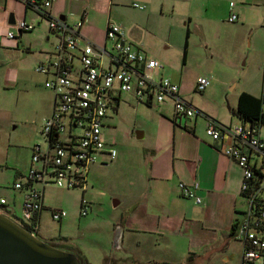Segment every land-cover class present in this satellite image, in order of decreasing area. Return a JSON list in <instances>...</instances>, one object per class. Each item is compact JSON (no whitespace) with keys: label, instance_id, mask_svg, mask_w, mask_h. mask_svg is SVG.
<instances>
[{"label":"crops","instance_id":"obj_1","mask_svg":"<svg viewBox=\"0 0 264 264\" xmlns=\"http://www.w3.org/2000/svg\"><path fill=\"white\" fill-rule=\"evenodd\" d=\"M141 1L142 4L136 1L132 4L139 3L138 6L135 5L139 9H145L148 4V16L152 12H157L161 15H169L171 20H176L180 16L190 21L191 14H195L197 31L202 35L210 51L236 47L241 38L246 40L247 35L249 36V52H260L259 44L261 40L264 41V0H224L222 3L220 0ZM230 1H234L233 11L238 15L236 22L227 20ZM72 2L75 3V0H53L48 11L52 17H59L68 24L80 20L78 30L81 41L89 40L103 46L107 51L111 50L112 42L105 37L104 31L107 21L112 20L120 25L126 39L142 49L141 40L134 35L133 38L128 37L123 26L111 17L113 0H76L78 4L74 5L76 6L74 11V6L68 8ZM192 10L195 12L193 13ZM69 12L74 13L76 18L69 20L67 16ZM17 19L29 21L33 23V27L19 31L14 39L7 40L4 37V31L11 28ZM41 21H45V24L41 25ZM225 25L229 27V30L223 27ZM188 33L187 28L186 38ZM55 41L56 35L49 31L45 17L20 0H0V111L1 47L12 50L8 54L16 57L19 62H24L28 58L33 70L36 63L47 61L49 55L53 57ZM186 46L187 41H185L183 62L187 54ZM244 47L246 43H244L243 50ZM143 51L148 57H154L148 51ZM262 60L261 92L258 93L252 83L243 88L239 87L235 97L233 98V94L231 96L232 104L227 106L228 111L218 104H211L209 111L207 108H201L204 115L198 114L192 118L175 117L170 98L160 103L154 100L145 102L137 99L132 92L118 93L116 106L112 108L114 112L117 113L121 100H129L133 102L131 105L137 106L144 104L151 106L156 103L161 115L158 117L157 125L149 126L150 131L156 130L155 134H152L144 143L143 150L140 152V161L145 171L143 175L139 174V178L130 181L131 186L127 188L130 192L126 195L125 211L123 214L114 215L107 221L110 233L103 251L99 253V264H241L243 238L233 229L234 224L242 217L245 208V199L240 193L241 168L233 158L220 150L219 142L207 135L206 115L221 123H238L239 120L234 110L240 92L245 91L255 96H264V57ZM158 61L161 65L156 69L155 76H167L176 82L179 85V93L186 99L183 95V82L179 72L166 67L162 61ZM17 64L3 70L4 83L16 82L19 73L22 75L23 65ZM101 64L105 67L111 65L108 54L104 53L101 56ZM34 72L44 80L45 75ZM209 76L212 78V74ZM235 87H237L236 81L228 85L231 91ZM51 106L52 92L49 105L42 107L43 112L38 119L39 127L43 118L49 115ZM107 118L108 115L104 119V127L110 126ZM37 131L39 132V128ZM136 131L142 134L139 138L145 136V130L137 129ZM257 133L262 138L260 127ZM103 135L108 145H115L113 141L107 139L104 129ZM31 153L29 149L26 161L21 167L16 168L11 180L5 184L1 182L0 164V197L4 199V202L0 203V211L15 221L22 216L24 190L15 188L13 183L22 180L21 178L27 174ZM97 162L106 164L107 160ZM180 181L187 184L197 182L198 187L195 193L201 197V201L196 202L193 198L182 196L178 187ZM45 186L46 184H42L40 187L42 209L38 213V220L43 209L54 208L43 202ZM5 188L13 190L8 195L3 194L1 190ZM119 197L113 198L115 205L121 203V196ZM87 201L86 213L90 211V216H92L91 202L88 199ZM14 206L20 210L18 217L15 216ZM65 215L66 213L63 216ZM63 216L56 221L60 223ZM83 218L86 222L88 221L85 216ZM91 220L93 219L90 218ZM112 231L113 237L111 238ZM57 243L77 253L83 264L89 263V253L86 250H82L76 244H68L66 241ZM115 248H118V251Z\"/></svg>","mask_w":264,"mask_h":264},{"label":"built area","instance_id":"obj_2","mask_svg":"<svg viewBox=\"0 0 264 264\" xmlns=\"http://www.w3.org/2000/svg\"><path fill=\"white\" fill-rule=\"evenodd\" d=\"M20 1L45 17L49 31L56 35L53 57L49 55L47 61L33 67L34 71L45 75L43 84L52 92L51 111L39 127L46 145L32 148L27 174L13 183L15 188L24 190L18 223L37 235L39 220L33 223L31 217L34 213L38 216L42 209L41 185L51 179L57 186H78L85 192L88 166L96 160L108 161L116 156V148L104 139L103 127L108 109L116 106L119 92H132L145 102L160 103L170 98L175 117L192 118L205 113L179 93L176 82L167 76H155L161 65L159 61L148 57L126 39L117 22L107 21L104 33L112 42V49L107 51L92 41L80 40V20L68 24L59 17H52L48 8L53 0ZM233 4L234 1H230L227 16L231 22L238 19ZM32 27L33 23L17 19L4 31V37L14 39L18 31ZM104 53L109 56L111 65L108 67L101 64ZM208 84L209 77L200 75L194 89L201 92ZM206 118L207 135L219 142L220 150L241 168L240 193L246 207L233 228L243 238L241 264H264V139L258 135V128L248 123L225 124L207 115ZM76 128L79 131H75ZM178 187L182 196L201 201L195 193L197 182L180 181ZM83 192L79 200L80 215L86 213L88 204ZM3 202L0 197V203ZM48 211L55 221L65 213L55 207Z\"/></svg>","mask_w":264,"mask_h":264},{"label":"rangeland","instance_id":"obj_3","mask_svg":"<svg viewBox=\"0 0 264 264\" xmlns=\"http://www.w3.org/2000/svg\"><path fill=\"white\" fill-rule=\"evenodd\" d=\"M133 1L143 3L141 0H113L111 17L123 26L128 37L133 38L134 35L141 40L143 50L162 61L166 67L179 72L183 82V95L188 101L200 109L207 108L209 111L211 104H218L228 111L227 106L232 104L231 96L233 94V98L235 97L239 87L243 88L252 83L257 92H261L263 40L259 44L260 52H249L247 35L246 40L241 38L236 47H225L223 50L218 49L213 52L209 50L202 35L197 31L195 14H191L190 21L180 16L176 20H171L169 15H161L157 12H152L148 16L149 5L146 4L145 9H139L132 4ZM220 1L224 2V0ZM76 4L78 3L75 0V3H70L68 8ZM75 9L76 6L73 7V11ZM69 13L67 15L69 20L76 18L74 13ZM44 24L45 21H41V25ZM223 27L229 30L227 25ZM187 28L189 33L186 38ZM185 41H187V54L183 62ZM244 43L246 47L243 50ZM9 51L12 50L1 47L0 164L3 184L8 183L16 168L21 167L26 161L29 149L31 152L35 145L45 147L46 142L37 131L38 119L43 112V105L48 106L51 100L50 89L44 86L43 79L31 69V61L26 58L24 62H19L16 57L8 54ZM17 63L23 65L22 75L19 73L16 82L4 83L3 70ZM200 75L209 77V85L202 92L194 90V82ZM235 81L237 87L231 91L228 85ZM132 103L129 100H121L117 113L111 108L107 111L110 126L103 129L107 139L115 143L117 155L106 164L98 163L96 160L88 166L83 196L91 202L92 216L90 211L83 215L78 213L82 187L57 186L49 179L43 190V202L61 208L66 215L58 223L49 216L47 209H43L36 232L38 237L56 244L64 241L68 244H76L89 253L88 264L100 263L99 253L103 251L110 233L107 221L125 211L130 181L139 178V174L143 175L145 171L140 161V152L144 143L155 134L156 130L150 131L149 126L159 123L158 117L161 112L156 103L151 106L131 105ZM137 129L145 130V136L137 137ZM75 131L79 129L76 128ZM260 131L264 139V126L260 127ZM36 185L38 186L37 183ZM3 190L1 192L8 195L13 189ZM119 196L121 203L115 205L113 198H120ZM13 209L16 212L15 216L18 217L20 210L17 206ZM84 216L88 218L87 222ZM90 218L93 220L90 221ZM109 244L112 245L111 242Z\"/></svg>","mask_w":264,"mask_h":264},{"label":"water","instance_id":"obj_4","mask_svg":"<svg viewBox=\"0 0 264 264\" xmlns=\"http://www.w3.org/2000/svg\"><path fill=\"white\" fill-rule=\"evenodd\" d=\"M136 135L142 136L137 131ZM0 264H80V262L71 250L46 242L0 211Z\"/></svg>","mask_w":264,"mask_h":264},{"label":"trees","instance_id":"obj_5","mask_svg":"<svg viewBox=\"0 0 264 264\" xmlns=\"http://www.w3.org/2000/svg\"><path fill=\"white\" fill-rule=\"evenodd\" d=\"M263 103H264V96H255L249 92L242 91L238 95L237 106L234 110V114L237 116L238 120L242 123H248L250 126L256 128L264 126ZM31 219L33 223H36L38 220L37 214L34 213ZM46 242L61 247L56 243H52L49 241ZM75 255L77 256L80 264H82L81 257L77 253H75ZM162 264H167V263H162Z\"/></svg>","mask_w":264,"mask_h":264},{"label":"flooded vegetation","instance_id":"obj_6","mask_svg":"<svg viewBox=\"0 0 264 264\" xmlns=\"http://www.w3.org/2000/svg\"><path fill=\"white\" fill-rule=\"evenodd\" d=\"M83 264V263H82Z\"/></svg>","mask_w":264,"mask_h":264}]
</instances>
